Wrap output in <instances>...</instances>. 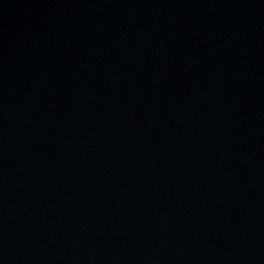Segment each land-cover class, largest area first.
I'll list each match as a JSON object with an SVG mask.
<instances>
[{"label":"water","instance_id":"water-1","mask_svg":"<svg viewBox=\"0 0 264 264\" xmlns=\"http://www.w3.org/2000/svg\"><path fill=\"white\" fill-rule=\"evenodd\" d=\"M0 264H264V0H0Z\"/></svg>","mask_w":264,"mask_h":264}]
</instances>
